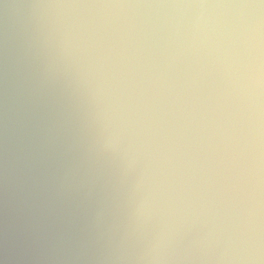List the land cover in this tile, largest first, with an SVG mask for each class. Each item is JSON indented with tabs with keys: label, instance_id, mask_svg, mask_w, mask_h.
<instances>
[{
	"label": "clouds",
	"instance_id": "1",
	"mask_svg": "<svg viewBox=\"0 0 264 264\" xmlns=\"http://www.w3.org/2000/svg\"><path fill=\"white\" fill-rule=\"evenodd\" d=\"M0 264H264V0H0Z\"/></svg>",
	"mask_w": 264,
	"mask_h": 264
}]
</instances>
